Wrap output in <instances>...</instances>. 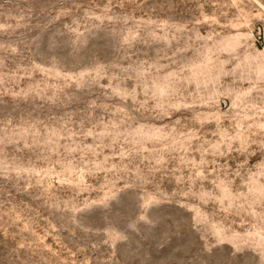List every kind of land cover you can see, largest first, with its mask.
Listing matches in <instances>:
<instances>
[{"label":"rangeland","instance_id":"1","mask_svg":"<svg viewBox=\"0 0 264 264\" xmlns=\"http://www.w3.org/2000/svg\"><path fill=\"white\" fill-rule=\"evenodd\" d=\"M0 264H264V0H0Z\"/></svg>","mask_w":264,"mask_h":264}]
</instances>
